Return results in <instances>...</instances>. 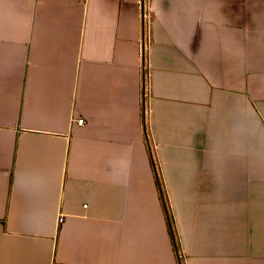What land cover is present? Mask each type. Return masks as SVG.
Here are the masks:
<instances>
[{"label": "crops", "instance_id": "0c3cea01", "mask_svg": "<svg viewBox=\"0 0 264 264\" xmlns=\"http://www.w3.org/2000/svg\"><path fill=\"white\" fill-rule=\"evenodd\" d=\"M146 1L0 0V264H264V0Z\"/></svg>", "mask_w": 264, "mask_h": 264}, {"label": "trees", "instance_id": "16d2710c", "mask_svg": "<svg viewBox=\"0 0 264 264\" xmlns=\"http://www.w3.org/2000/svg\"><path fill=\"white\" fill-rule=\"evenodd\" d=\"M144 130H145V137L148 139L147 131H146V125L144 126ZM157 184L159 186L160 194H161V197H162L163 206H164V209H165V212H166L167 221H168L169 229H170L171 236H172V239H173L174 247H175L176 252L179 253V242L177 241V237H176V234H175V231H174L173 220H172V217H171L169 206H168L167 201H166V197L164 199L163 189H162L161 182L159 181L158 177H157ZM179 264H181L180 261H179Z\"/></svg>", "mask_w": 264, "mask_h": 264}, {"label": "built area", "instance_id": "2783aa9c", "mask_svg": "<svg viewBox=\"0 0 264 264\" xmlns=\"http://www.w3.org/2000/svg\"><path fill=\"white\" fill-rule=\"evenodd\" d=\"M142 20H143V29H144V34H147L149 36V29L151 27V18H152V14H151V5H150V0H147L146 2H143L142 4ZM149 39V38H148ZM84 119L83 118H79L77 120L78 124H83ZM60 221L62 220L61 217L59 218Z\"/></svg>", "mask_w": 264, "mask_h": 264}]
</instances>
